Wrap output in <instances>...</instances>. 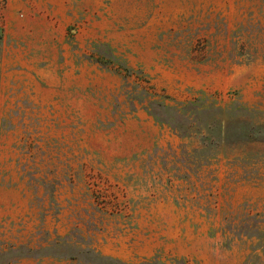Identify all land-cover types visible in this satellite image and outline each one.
Here are the masks:
<instances>
[{
    "label": "rangeland",
    "instance_id": "374dc122",
    "mask_svg": "<svg viewBox=\"0 0 264 264\" xmlns=\"http://www.w3.org/2000/svg\"><path fill=\"white\" fill-rule=\"evenodd\" d=\"M0 27V264H90L23 248L58 237L126 264H264V0H0ZM144 89L223 110L183 137Z\"/></svg>",
    "mask_w": 264,
    "mask_h": 264
},
{
    "label": "trees",
    "instance_id": "16d2710c",
    "mask_svg": "<svg viewBox=\"0 0 264 264\" xmlns=\"http://www.w3.org/2000/svg\"><path fill=\"white\" fill-rule=\"evenodd\" d=\"M3 31L0 27V52H1V45L3 42ZM107 47L109 53H104L101 48ZM92 56L94 60L102 65L106 66H116L118 70L125 71V74L128 75L130 72L129 67L127 64L124 63L117 55L114 53L111 47L107 44H94V49L92 51ZM144 92L149 99L139 98V102H147V110L150 115H152L156 121L161 123L169 124L173 129L178 132L182 133V136H186L187 129L191 126V124L197 120L200 115L209 111V110H223L221 107L211 106L207 103V100L202 99L200 97H196L194 100H189L186 102L176 101L173 97L169 95H160L158 93H149L148 91ZM203 93V92H202ZM207 106L205 109L204 107ZM69 240L66 237H58L56 240L50 243V246L47 247H23L25 250L30 252L32 255H42L48 253V250L52 248L58 249L61 248L62 250H70L76 249L77 252L84 253V259L86 262L90 264H126L120 259L114 258L112 256L103 255L100 252L95 251L91 248H78V247H71ZM20 249H17V251ZM63 256H74L73 253H59ZM86 256V257H85ZM88 256V257H87Z\"/></svg>",
    "mask_w": 264,
    "mask_h": 264
}]
</instances>
